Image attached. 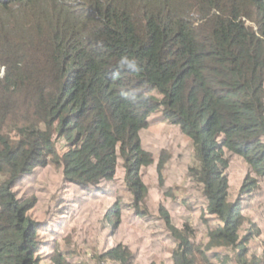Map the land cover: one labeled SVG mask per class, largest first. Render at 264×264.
<instances>
[{
	"label": "trees",
	"instance_id": "1",
	"mask_svg": "<svg viewBox=\"0 0 264 264\" xmlns=\"http://www.w3.org/2000/svg\"><path fill=\"white\" fill-rule=\"evenodd\" d=\"M158 115L192 145L188 175L205 201V245L159 205L174 264H264L251 246L262 228L241 204L264 181V0H0V264H43L40 231L62 234V215L38 221L35 198L18 193L38 169L112 197L115 229L127 210L148 217L144 169L165 187L143 133ZM233 158L247 166L238 192ZM120 167L132 202L114 192ZM103 256L135 264L126 243Z\"/></svg>",
	"mask_w": 264,
	"mask_h": 264
},
{
	"label": "rangeland",
	"instance_id": "2",
	"mask_svg": "<svg viewBox=\"0 0 264 264\" xmlns=\"http://www.w3.org/2000/svg\"><path fill=\"white\" fill-rule=\"evenodd\" d=\"M160 116L154 121L155 126L143 132L145 143L157 156L156 162L160 159L165 161V187L160 184L156 167L144 169V180L151 189L147 203L150 210L148 217H139L127 210L117 229L112 223L106 224L105 215L114 199H109L101 189L85 195L78 187L67 185L55 165L38 169L18 186L20 196L34 197L37 201L31 211L36 220L47 218L51 226L56 215L65 218L60 230L62 234L40 231V236L45 235L47 240L42 249L43 255L47 256L43 264H53V258H49L53 247L50 243H55L54 248L57 255L64 258V264H117L105 259L103 254L118 242L128 244L135 251V264H174L175 240L156 217L160 213V204L169 209L177 226L189 224L190 228L193 227L195 244H207V227L203 219L205 201L188 175L189 166L195 163L192 145L176 127L159 124ZM246 172L244 161L233 158L228 175L234 192L240 190ZM259 186L260 189L252 197L245 195L241 204L246 216L262 228V236L251 246L254 253L264 258V181ZM114 192L122 196L124 202H132L133 196L125 184L123 167L118 170ZM238 195L235 193L232 199L235 200ZM66 227L67 231H64ZM57 246L60 248L57 249Z\"/></svg>",
	"mask_w": 264,
	"mask_h": 264
}]
</instances>
